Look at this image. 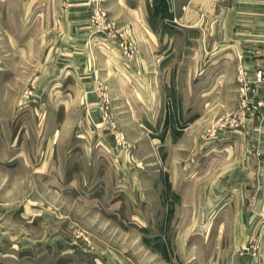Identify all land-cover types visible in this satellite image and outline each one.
<instances>
[{
    "label": "rangeland",
    "instance_id": "374dc122",
    "mask_svg": "<svg viewBox=\"0 0 264 264\" xmlns=\"http://www.w3.org/2000/svg\"><path fill=\"white\" fill-rule=\"evenodd\" d=\"M258 2L0 0V264H264Z\"/></svg>",
    "mask_w": 264,
    "mask_h": 264
},
{
    "label": "crops",
    "instance_id": "0c3cea01",
    "mask_svg": "<svg viewBox=\"0 0 264 264\" xmlns=\"http://www.w3.org/2000/svg\"><path fill=\"white\" fill-rule=\"evenodd\" d=\"M243 5L241 6L242 8V13L239 14L241 16L242 20L248 21L251 23L254 27L253 28H247L248 31H244L240 34H243L244 38H247L246 40V48L240 49L242 51H247L251 50L252 52H255V50L259 49V43H257V40L255 39V36H258L260 31L263 30V28L258 24L255 26L254 22L258 21L261 19L259 17L260 14V6L258 0H242ZM234 52L239 49H233ZM254 50V51H253ZM258 53V51H257Z\"/></svg>",
    "mask_w": 264,
    "mask_h": 264
}]
</instances>
